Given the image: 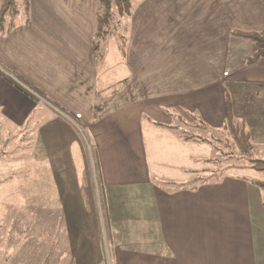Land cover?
Masks as SVG:
<instances>
[{"label":"crops","instance_id":"obj_1","mask_svg":"<svg viewBox=\"0 0 264 264\" xmlns=\"http://www.w3.org/2000/svg\"><path fill=\"white\" fill-rule=\"evenodd\" d=\"M97 13L98 0H31V22L0 34V123L42 149L27 184L58 208L49 226L32 216L58 254L51 264H264V193L232 175L186 186L192 167L177 174L182 157L159 149L175 118L222 130L231 110L262 153L264 57L246 64L256 46L238 32L264 29V0H143L125 75L107 82ZM64 112L81 115L91 160Z\"/></svg>","mask_w":264,"mask_h":264},{"label":"rangeland","instance_id":"obj_2","mask_svg":"<svg viewBox=\"0 0 264 264\" xmlns=\"http://www.w3.org/2000/svg\"><path fill=\"white\" fill-rule=\"evenodd\" d=\"M131 1L130 12L122 17L117 16L115 18L113 30L106 34L100 32L94 39L96 63L100 73H104V82H107V73L109 74V72L110 74L117 72L121 77L125 75V68L122 67V58L125 62L130 43L131 14L143 0ZM11 79L30 90L28 89V84L23 83L15 75ZM113 80H116V78L114 77ZM34 94L37 96L34 97L35 99H41L40 96L42 94L37 91H34ZM30 96L33 97V95ZM64 113L67 114L66 112ZM67 115L71 116V114ZM75 119L76 124L70 123L79 133L83 134L86 154L91 160V157L93 158L92 142L85 139L84 129L82 130L83 126L76 117ZM233 119L234 127L236 129L241 128L254 143L253 133L249 129L247 122L234 118V116ZM182 121L175 118L174 125H176L178 130H171V134L168 137L171 140L160 139L159 149L161 153L175 154V158L182 157L181 166L180 164L176 166L179 168L177 174L184 175L187 173L186 170L192 167V174L190 173L192 176L182 177L183 180H186L183 181L184 185L195 187L202 181H219L224 175H232L233 177L237 176L246 179L251 188L256 190V192L251 191L252 195L264 193V171H256L247 167L248 165L245 166L247 162L240 160L236 156L239 153L237 149L232 147L233 142L226 138L225 133L222 131L223 129L208 130L201 125H184ZM5 125L0 123V264H51L54 258V261H58V254L51 247L49 235L45 237L42 234L43 232L38 233V229L33 223V217L37 216V214H34L35 211L40 212L41 215L38 216L41 220L40 222L49 226V221L57 219L56 216H51V214L58 212V208L47 203L50 197L49 194L33 196V188L27 184L28 180H31L33 173V165L31 166V164L34 161L31 152L35 150L38 156L42 149L38 148L37 138L34 139V134L31 135L28 129L10 131L9 129L6 130ZM30 126L28 124V127H26L29 128ZM182 139H185V141ZM179 144L181 146L178 154L175 151ZM255 144V156L261 157L260 155L264 154V150L261 153L259 151L261 146L257 143ZM148 154L150 153L148 152ZM149 157L151 158V155ZM175 158L170 160L167 156L156 154L152 160L160 161L161 165L164 166H173L172 164L177 163ZM37 162L43 163L41 156H39ZM37 162L34 163L35 167ZM18 164L20 165L17 166ZM17 170L21 171L18 172ZM19 179L23 180L25 184L17 185Z\"/></svg>","mask_w":264,"mask_h":264},{"label":"trees","instance_id":"obj_3","mask_svg":"<svg viewBox=\"0 0 264 264\" xmlns=\"http://www.w3.org/2000/svg\"><path fill=\"white\" fill-rule=\"evenodd\" d=\"M81 1V0H80ZM131 0H98V27L96 35L100 32L109 33L115 25L113 22L117 16L130 12ZM31 22V0H4L0 10V34L8 35L21 24ZM117 23V22H116ZM239 35L252 39L255 43L254 53L247 58L246 64L251 65L264 57V29L253 32H238ZM95 51V44H94ZM229 102V100H228ZM233 114L230 110L223 132L229 141L233 142L232 147L239 153L236 155L240 160L247 162L245 166L256 171H264V158L255 156L256 144L245 134L246 132L236 129L233 123ZM250 139V140H249ZM231 145V143H230ZM234 153V152H232Z\"/></svg>","mask_w":264,"mask_h":264},{"label":"built area","instance_id":"obj_4","mask_svg":"<svg viewBox=\"0 0 264 264\" xmlns=\"http://www.w3.org/2000/svg\"><path fill=\"white\" fill-rule=\"evenodd\" d=\"M4 72L3 70H2V67L0 66V72ZM29 91H31V92H33L32 90H29ZM63 116L68 120V122H71L72 124L74 123V124H76L75 123V117L77 118V119H79V118H81V116H80V114H77V115H75L74 117L71 115V116H69V115H67V114H63ZM73 124V125H74Z\"/></svg>","mask_w":264,"mask_h":264}]
</instances>
